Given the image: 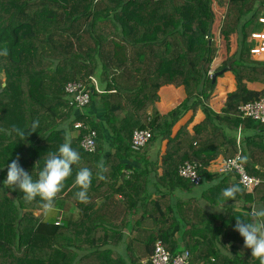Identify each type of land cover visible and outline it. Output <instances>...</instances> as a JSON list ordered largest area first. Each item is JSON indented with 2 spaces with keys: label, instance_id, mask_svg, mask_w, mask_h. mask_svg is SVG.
<instances>
[{
  "label": "trees",
  "instance_id": "16d2710c",
  "mask_svg": "<svg viewBox=\"0 0 264 264\" xmlns=\"http://www.w3.org/2000/svg\"><path fill=\"white\" fill-rule=\"evenodd\" d=\"M223 5L221 34L228 52L237 34V48L215 71L231 62L237 88L217 113L210 106L218 51L213 0H0V53L7 50L0 55V264H142L159 240L173 255L189 251L192 264H260L235 224L264 204V121L243 117L239 108L264 97V89L248 86L264 84V58L253 56L250 39L263 26L264 0ZM73 81L86 85V105L66 91ZM171 85L184 86L186 97L162 114L159 93ZM199 109L205 119L193 132L189 120L173 132ZM140 129L152 133L144 147L132 143ZM66 130L81 162L55 208L76 215L46 220L39 197L26 202L21 190L4 186L6 166L19 158L38 178ZM92 131L96 150L87 152L81 142ZM239 153L249 174L262 180L250 192L236 172L209 169L218 157ZM129 156L141 166L128 163ZM100 161L104 180L96 178ZM185 161L201 165L199 185L179 175ZM78 167L93 171L86 203L75 197ZM229 186L241 191L225 202L222 191ZM130 225L136 234L128 241ZM125 241L128 259L114 249Z\"/></svg>",
  "mask_w": 264,
  "mask_h": 264
},
{
  "label": "clouds",
  "instance_id": "9594fccd",
  "mask_svg": "<svg viewBox=\"0 0 264 264\" xmlns=\"http://www.w3.org/2000/svg\"><path fill=\"white\" fill-rule=\"evenodd\" d=\"M0 55H7V50L5 49ZM32 128L38 129L39 123L34 122ZM72 141L71 131L66 130L63 143L56 152L48 153L44 167L39 171L36 179L19 164V158L7 163V178L3 182L4 186L21 190L24 194L22 199L26 202H32L39 197L43 202L41 207L45 214H50L55 210V200L62 192L66 180L72 176L73 166H78L81 162V154L72 147ZM97 169L96 178L104 180L105 176L102 174L106 170L104 161L97 164ZM92 179V169L77 168L74 183L80 189L75 193L78 201L88 202V190ZM211 183L215 184L216 181ZM240 191L241 189L236 186H229L223 189L222 196L225 202L235 200L236 194ZM249 217V219L236 218L235 230L243 237L245 247L251 249L252 257L258 258L260 264H264V204L253 207Z\"/></svg>",
  "mask_w": 264,
  "mask_h": 264
},
{
  "label": "built area",
  "instance_id": "2783aa9c",
  "mask_svg": "<svg viewBox=\"0 0 264 264\" xmlns=\"http://www.w3.org/2000/svg\"><path fill=\"white\" fill-rule=\"evenodd\" d=\"M259 22L263 25L261 29L255 30L251 33V40L253 46L251 53L257 59L264 58V14L259 17ZM93 83L97 86L95 77H91ZM66 91L74 97V101L78 105H86L89 102V93L86 91V85L79 81L69 82L66 86ZM240 111L243 117H251L253 119L264 121V97L256 101H251L241 105ZM96 131L84 136L81 145L87 152H94L96 150ZM152 137L149 129L136 130L132 137L133 145L137 147L146 146ZM241 138L238 137V142ZM244 157L241 153L232 158H222L219 162L217 171H234L238 174L240 183L247 191L253 189L262 181L261 178L249 174L246 166L243 163ZM200 164L191 161H185L179 167V175L186 180H189L195 185H199L202 181V174ZM195 175V177H194ZM242 204H240L241 206ZM144 264H192L190 261L189 251L185 250L181 253L173 255L172 252L166 247L165 243L161 240L157 241L154 250L148 259L142 260Z\"/></svg>",
  "mask_w": 264,
  "mask_h": 264
},
{
  "label": "crops",
  "instance_id": "0c3cea01",
  "mask_svg": "<svg viewBox=\"0 0 264 264\" xmlns=\"http://www.w3.org/2000/svg\"><path fill=\"white\" fill-rule=\"evenodd\" d=\"M214 2V1H213ZM214 11L216 13V19L215 22L212 26L211 32L214 35V40L217 43L218 46V51H217V55L213 60L212 63V67H211V73L213 75L214 71L220 67L222 65V63L224 62V60L231 55L232 53H234V51L237 48V34H232L231 35V44H230V51H227V45H226V41L224 39V36L221 34V26H222V21L224 19L225 16V12H226V8L219 6L218 5V10H215V7L213 6ZM220 9V11H219ZM203 49L201 50V53L203 52ZM213 70V71H212ZM221 71V70H219ZM218 72V71H216ZM217 85L215 88V91L213 92L211 99H210V106L211 108L219 113L221 112V109L224 107V102L227 98V94L231 91H234L237 86H236V79H235V75L232 73V71L227 70L224 73L220 74L217 76ZM249 88L251 89H256V90H262L264 89V84L262 83H249L248 84ZM160 99L156 104L157 109L160 111V113L165 114L168 111L172 110L174 107H176L178 104H180L184 98L186 97V92H185V88L184 86L181 87H175V86H165L160 90ZM185 121L183 123H181L178 128L184 124L186 121L189 120V130L191 132H193V126L195 124L200 123L201 121H203L205 119V113L203 112L202 109H199L196 113H194L193 111H189L185 116ZM178 128L174 131L176 132L178 130ZM166 149V141L163 142L162 144V148H161V153H163ZM141 155V154H140ZM108 156V155H107ZM128 159H130V162L128 163H135L137 164L138 167H140L141 165L138 164L135 160H133L134 158L132 157H127ZM222 160V156L218 157L217 159H215L212 163L211 166L209 167V169L211 171H217V169H215V166L219 164V162ZM113 169H116L115 166H112ZM160 172H162V169H159ZM125 173L128 175H130L132 173L131 169H126ZM128 175V176H129ZM208 184L210 183L209 181L207 182ZM123 199V196H122ZM239 203V202H238ZM236 203V207L240 208V205ZM205 206H207L208 210H214L217 211L216 208L221 209L219 211H222V204L218 205V206H214L211 207L210 203H203ZM74 211V214L76 215V211L75 210H61L59 208H55V210L53 212L55 213H50V214H45V219L46 220H52L55 219L57 221H61L62 218H64L65 215L69 214L70 212ZM140 217V211H138V213L134 214L131 216V219H133V221H136L137 219H139ZM132 222V220H131ZM134 226H129L128 229H124L125 232V239H127L128 241L132 238H134L136 231L132 230L131 228ZM126 241L124 242V244L119 245L118 247H114V249L116 251H118L121 255H123L126 259H128L129 255L131 254L127 248H126ZM148 258V257H147ZM146 259V257L141 259V263L143 264L142 260Z\"/></svg>",
  "mask_w": 264,
  "mask_h": 264
},
{
  "label": "rangeland",
  "instance_id": "374dc122",
  "mask_svg": "<svg viewBox=\"0 0 264 264\" xmlns=\"http://www.w3.org/2000/svg\"><path fill=\"white\" fill-rule=\"evenodd\" d=\"M214 2H213V6L215 7V10H218V5L219 6H224L223 5V1H225V0H213ZM219 11H220V9H219ZM224 20V19H223ZM223 22V21H222ZM213 71V70H212ZM216 71H214V73H215ZM185 121V117H183L175 126H174V128H173V132L178 128V126L181 124V123H183ZM219 168V164L218 165H216L215 166V169H218ZM52 213H55V212H52Z\"/></svg>",
  "mask_w": 264,
  "mask_h": 264
},
{
  "label": "water",
  "instance_id": "95a60500",
  "mask_svg": "<svg viewBox=\"0 0 264 264\" xmlns=\"http://www.w3.org/2000/svg\"><path fill=\"white\" fill-rule=\"evenodd\" d=\"M230 67H231V62L229 63V65L225 68V69H223V70H221V71H218V72H215V73H213V80L214 81H216V79H217V76L218 75H220V74H222V73H224L225 71H227V70H229L230 69Z\"/></svg>",
  "mask_w": 264,
  "mask_h": 264
}]
</instances>
